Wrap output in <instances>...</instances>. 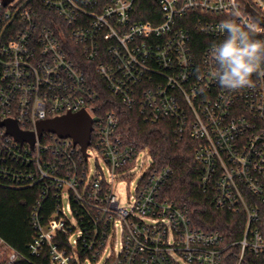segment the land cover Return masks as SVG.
I'll return each mask as SVG.
<instances>
[{
    "label": "built area",
    "instance_id": "built-area-1",
    "mask_svg": "<svg viewBox=\"0 0 264 264\" xmlns=\"http://www.w3.org/2000/svg\"><path fill=\"white\" fill-rule=\"evenodd\" d=\"M136 2L0 0V121L15 120L21 130L36 134L31 146L0 125V182L42 188L32 214L37 236L31 252L39 255L46 248L49 264L98 262L103 255V264H226L227 250L239 246L237 264L247 251L264 261L258 227V201L264 200V74L254 75L251 87L228 91L212 75L210 54V46L225 38L219 26L226 19L243 17L264 29L246 10L251 7L264 19V0H155L159 15L149 21L137 20ZM67 38L83 55L67 48ZM255 38L264 40V31ZM94 68L116 99L108 105L137 107L152 121L170 119L176 133L197 141L202 188L213 191L217 208L246 216L240 239L225 242L220 232L194 226L188 209L163 196L171 168L156 166L152 158L139 168L130 206L120 205L114 183L134 177L144 149L126 142L119 114L99 100ZM81 110L93 121L86 153L71 137L37 135L38 122ZM92 152L106 170L97 159L91 169ZM51 193L57 208L43 223L41 199ZM118 228L120 251L107 254ZM81 250L92 255L82 258ZM23 258L0 238V264Z\"/></svg>",
    "mask_w": 264,
    "mask_h": 264
},
{
    "label": "trees",
    "instance_id": "trees-1",
    "mask_svg": "<svg viewBox=\"0 0 264 264\" xmlns=\"http://www.w3.org/2000/svg\"><path fill=\"white\" fill-rule=\"evenodd\" d=\"M42 9L45 7L42 5ZM137 20H154L152 15H159V6L155 0H137ZM53 14V13H49ZM51 26L50 22H45ZM66 46L74 48L80 55L81 46L67 38ZM85 58V57H84ZM85 60V59H84ZM88 64L95 66V62L86 59ZM91 76L96 80V90L99 100L105 101L106 110H115L119 114V130L128 144L136 149H148L156 166H168L171 174L162 192L165 198L174 201L179 207L188 209L194 226L206 231L220 232L225 242L240 239L243 235L246 216L243 212H231L220 209L213 203V191L204 190L201 186L202 167L195 157L197 141L187 132H175V123L170 119L152 121L146 119L137 107H128L122 103L108 105L115 98L107 88L105 80L92 69ZM42 188L12 187L6 182H0V238L19 251L24 258L15 264H49L46 248L39 255L31 252L30 245L37 236V229L33 225L32 214L40 200ZM40 217L45 223L57 208L58 200L55 193L41 199ZM260 220L258 227L264 234V200L258 201ZM89 226V225H88ZM90 229V226L88 227ZM65 242V241H64ZM82 258L91 256L92 252L81 250ZM239 246L227 250L226 264H237ZM241 264H264L261 258L247 251Z\"/></svg>",
    "mask_w": 264,
    "mask_h": 264
},
{
    "label": "clouds",
    "instance_id": "clouds-1",
    "mask_svg": "<svg viewBox=\"0 0 264 264\" xmlns=\"http://www.w3.org/2000/svg\"><path fill=\"white\" fill-rule=\"evenodd\" d=\"M233 16L240 17V14L233 13ZM219 27L226 34L222 41L210 46L212 75L228 91L251 87L252 77L264 74V40L255 38L264 29L243 17L239 22L235 18L226 19Z\"/></svg>",
    "mask_w": 264,
    "mask_h": 264
},
{
    "label": "water",
    "instance_id": "water-1",
    "mask_svg": "<svg viewBox=\"0 0 264 264\" xmlns=\"http://www.w3.org/2000/svg\"><path fill=\"white\" fill-rule=\"evenodd\" d=\"M5 4L12 0H3ZM246 10L253 14L256 20L264 24V19L253 8L247 7ZM0 125L6 127L7 132L12 135L17 141L29 142L34 145L36 134L20 129L15 120L6 119L0 121ZM93 130V121L86 110H81L76 113H67L52 119L43 120L37 124V135L40 137L43 132H51L59 137H71L76 144L81 146V149L86 153V149L90 144Z\"/></svg>",
    "mask_w": 264,
    "mask_h": 264
},
{
    "label": "rangeland",
    "instance_id": "rangeland-1",
    "mask_svg": "<svg viewBox=\"0 0 264 264\" xmlns=\"http://www.w3.org/2000/svg\"><path fill=\"white\" fill-rule=\"evenodd\" d=\"M96 159L98 160L99 164L103 166V168L106 170V166L103 163V160L97 154V152L91 153V158L89 160L91 169L95 168L96 163H97ZM150 161H151V157L148 153V150L147 149L142 150L137 160V166L131 172L135 174L134 177L130 179H119L115 181L114 192L121 206H124V207L130 206L133 200V196L135 194V184L137 180L139 179V177L141 176V172L139 171V168L141 166H146L148 163H150ZM63 204L65 207L68 206L67 192H65L63 195ZM67 214L69 217H71L70 211L67 210ZM78 235L79 233L78 231H76L72 235V239H76ZM120 242H121V233L118 228L116 232V237L111 243L113 244V246L109 244L107 247V254H109L113 248H114V254L115 255L118 254L120 251ZM104 260H105V255H103V257L98 262L86 261L85 264H103Z\"/></svg>",
    "mask_w": 264,
    "mask_h": 264
}]
</instances>
